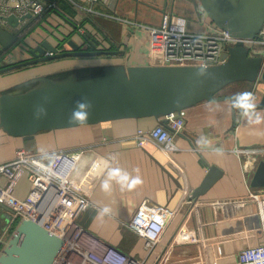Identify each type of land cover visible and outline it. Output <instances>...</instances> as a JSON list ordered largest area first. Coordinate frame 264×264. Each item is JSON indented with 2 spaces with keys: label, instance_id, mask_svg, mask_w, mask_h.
Wrapping results in <instances>:
<instances>
[{
  "label": "crops",
  "instance_id": "0c3cea01",
  "mask_svg": "<svg viewBox=\"0 0 264 264\" xmlns=\"http://www.w3.org/2000/svg\"><path fill=\"white\" fill-rule=\"evenodd\" d=\"M47 1L58 2L42 0ZM77 1L83 7L91 6L86 0ZM194 2L107 0L94 5L95 13L73 6L76 14L72 21L46 12L42 24L23 36L25 31L21 45L9 54L6 65H0V92L35 77L82 66H151L149 28L166 27L172 17L177 16L187 20L190 31L204 30L202 7L199 4L197 8ZM113 15L119 19L110 17ZM79 29L84 34L89 32L90 39L99 41L96 49L114 54L96 57L102 59L93 60V64L80 58H68L1 73L8 66L30 59L28 49L45 41L60 46V42L73 33L69 40L74 39L83 48L91 49ZM60 49L69 50V46ZM231 87H238V90L229 92ZM245 91L253 93L257 106L262 103L264 83L261 81L231 85L222 95ZM257 111L264 116V107ZM238 117V125L233 128L230 102H205L184 111L185 128L176 136L177 150L170 154L153 143L143 148L137 144L135 137L139 130H152L160 124L155 118L43 132L27 141L11 137L0 128V165L13 161L19 149L36 154H40L41 148L55 153L85 149L74 174L89 191L91 200V206L77 219L81 228L130 257L147 259L146 264H240L239 255L243 250L264 242L258 204L252 197L253 193H264V190H254L250 186L253 169L264 156L255 161L254 157L239 155L237 150L264 147V122L249 124L241 115ZM201 135L212 140L207 150H201L195 143ZM215 147H223L224 155H216L212 151ZM114 155L116 160L111 159ZM107 166H119L132 175L139 174L143 184L122 192L119 185L113 183L112 191L105 193L100 185ZM210 167L218 168L222 176L204 196L192 200ZM29 188L27 179H23L17 196L25 198ZM104 205L112 208V214L100 219L98 209ZM142 206L163 207L175 213L150 257L145 250V240L126 226Z\"/></svg>",
  "mask_w": 264,
  "mask_h": 264
},
{
  "label": "water",
  "instance_id": "95a60500",
  "mask_svg": "<svg viewBox=\"0 0 264 264\" xmlns=\"http://www.w3.org/2000/svg\"><path fill=\"white\" fill-rule=\"evenodd\" d=\"M222 31L239 39H258L264 30V0H194ZM4 20L18 30L10 32L0 23V56L21 45L22 34L34 22L31 14ZM91 49L74 39L69 50L45 41L28 49L32 59L8 66L11 73L39 64L68 58H96L114 54L98 50L99 41L90 33L81 36ZM226 62L208 67V77L196 75L197 66H86L32 78L0 92V128L9 136L32 140L39 133L119 120L155 118L170 129L166 119L182 118L184 111L201 103L230 102L222 92L237 83H264V58L253 57L244 42L225 53ZM78 101L89 103L86 123H70ZM264 107V97L257 109ZM233 128L240 112L232 108ZM173 131V130H171ZM179 135V134H178ZM222 171L210 170L192 200L204 196L220 179ZM250 186L264 190V159L255 165ZM64 241L39 223L22 219L0 253V264H54Z\"/></svg>",
  "mask_w": 264,
  "mask_h": 264
},
{
  "label": "built area",
  "instance_id": "2783aa9c",
  "mask_svg": "<svg viewBox=\"0 0 264 264\" xmlns=\"http://www.w3.org/2000/svg\"><path fill=\"white\" fill-rule=\"evenodd\" d=\"M74 7L95 13L94 5L107 0H86L91 6L83 7L77 0H67ZM57 1L42 0H0V23L10 32H14L4 18L31 14L34 21L52 9H57ZM203 13V31H190L186 19L174 16L168 26L149 28L152 34V66H197L207 67L226 62L225 53L238 42H244L253 57L264 58V30L258 39H239L220 30ZM119 19L116 16H110ZM80 32L84 34L82 29ZM5 53L0 58L4 66L10 57ZM183 116V114H182ZM172 114L166 119L170 129L159 124L152 130H139L136 141L143 148L148 143L155 144L170 154L177 150L176 136L185 128V121ZM242 156L254 157L255 161L264 156V147L238 149ZM85 149L57 152L55 160L56 175L49 177L38 171L39 163L49 161L41 154L27 149H19L13 161L0 165V210L12 214L19 222L28 219L39 223L46 230L64 241V246L54 264H146L147 259H135L116 247L97 239L77 224L78 217L91 206L89 191L75 178V171L81 162ZM23 179L29 183V192L25 198L17 196V189ZM258 204L259 216L264 233V193L252 194ZM175 213L163 207L148 208L142 206L127 228L145 240V250L150 257L157 249L168 223ZM264 253V242L256 247L243 250L239 255L240 264H250L248 254Z\"/></svg>",
  "mask_w": 264,
  "mask_h": 264
},
{
  "label": "clouds",
  "instance_id": "9594fccd",
  "mask_svg": "<svg viewBox=\"0 0 264 264\" xmlns=\"http://www.w3.org/2000/svg\"><path fill=\"white\" fill-rule=\"evenodd\" d=\"M196 75L198 77H208L209 71L207 65H200L197 69ZM214 103L213 101L209 102ZM230 103L233 109H237L240 115L244 117L249 124H260L264 122V116H261L257 111V104L255 102V96L252 92H239L234 94L230 98ZM91 107L89 103L84 101H78L76 108L73 110L70 117V123H86L88 119V109ZM196 145L201 150H207L212 145V140L207 135H201L196 140ZM40 154L49 161L48 164L39 163L38 171L46 174L49 177L56 175L54 163L59 155L55 152H49L43 148L39 149ZM212 151L218 156L224 155L223 147L212 148ZM112 160H116L117 157L114 155L111 157ZM138 173L139 170L137 169ZM113 183L119 185L120 190L131 191L137 186L143 184V180L139 174L132 175L127 170L119 166H107L106 176L101 182V190L105 193H110L113 188ZM112 214V208L108 205H104L98 209V218L103 219L105 216ZM250 264H264V253H252L248 254Z\"/></svg>",
  "mask_w": 264,
  "mask_h": 264
},
{
  "label": "trees",
  "instance_id": "16d2710c",
  "mask_svg": "<svg viewBox=\"0 0 264 264\" xmlns=\"http://www.w3.org/2000/svg\"><path fill=\"white\" fill-rule=\"evenodd\" d=\"M57 4H58V7H57V9H52V10H49V11H47V13L48 12H54V13H56V14H58L59 16H61L63 19H66L67 21H72L71 19H72V17H75V14H76V11L74 10V7H73V5L69 2V1H67V0H58V2H57ZM49 14V13H48ZM45 19V18H44ZM43 19V20H44ZM42 18L41 19H39V20H36V21H34L33 22V24H32V27L31 28H29L25 33H24V35L23 36H26L27 34H29L32 30H34L35 28H37V27H39L41 24H42ZM73 35H74V33L73 34H71V35H67L66 36V38L64 39V41L63 42H60V48H62V49H64V48H66V47H68V44H67V41L71 38V37H73ZM85 49V48H84ZM86 49H88V50H90V48H86ZM0 58H2L1 56H0ZM18 223H19V220L17 219L15 222H14V230H13V232L15 231V229H16V227H17V225H18Z\"/></svg>",
  "mask_w": 264,
  "mask_h": 264
},
{
  "label": "rangeland",
  "instance_id": "374dc122",
  "mask_svg": "<svg viewBox=\"0 0 264 264\" xmlns=\"http://www.w3.org/2000/svg\"><path fill=\"white\" fill-rule=\"evenodd\" d=\"M82 60H85L86 62H90L88 64H93V60H99L102 58H80ZM87 65V64H85ZM83 67V66H82ZM238 87H231L229 89V92L237 91ZM17 219L4 209L0 210V253L3 250L5 244L7 243L10 236L15 232H13L14 228V222Z\"/></svg>",
  "mask_w": 264,
  "mask_h": 264
},
{
  "label": "flooded vegetation",
  "instance_id": "af4514ba",
  "mask_svg": "<svg viewBox=\"0 0 264 264\" xmlns=\"http://www.w3.org/2000/svg\"><path fill=\"white\" fill-rule=\"evenodd\" d=\"M30 59H32V58H30Z\"/></svg>",
  "mask_w": 264,
  "mask_h": 264
}]
</instances>
